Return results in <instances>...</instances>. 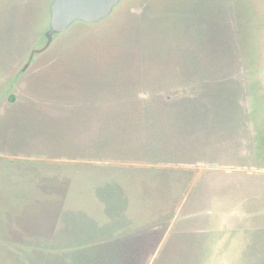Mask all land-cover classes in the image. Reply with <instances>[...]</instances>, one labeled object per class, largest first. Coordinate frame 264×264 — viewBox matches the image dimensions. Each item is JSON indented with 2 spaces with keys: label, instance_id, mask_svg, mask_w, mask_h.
<instances>
[{
  "label": "rangeland",
  "instance_id": "374dc122",
  "mask_svg": "<svg viewBox=\"0 0 264 264\" xmlns=\"http://www.w3.org/2000/svg\"><path fill=\"white\" fill-rule=\"evenodd\" d=\"M52 2L0 0V264H264V0Z\"/></svg>",
  "mask_w": 264,
  "mask_h": 264
},
{
  "label": "water",
  "instance_id": "95a60500",
  "mask_svg": "<svg viewBox=\"0 0 264 264\" xmlns=\"http://www.w3.org/2000/svg\"><path fill=\"white\" fill-rule=\"evenodd\" d=\"M121 0H53L49 37L67 30L74 22H98L108 17Z\"/></svg>",
  "mask_w": 264,
  "mask_h": 264
},
{
  "label": "trees",
  "instance_id": "16d2710c",
  "mask_svg": "<svg viewBox=\"0 0 264 264\" xmlns=\"http://www.w3.org/2000/svg\"><path fill=\"white\" fill-rule=\"evenodd\" d=\"M49 36V35H48Z\"/></svg>",
  "mask_w": 264,
  "mask_h": 264
}]
</instances>
